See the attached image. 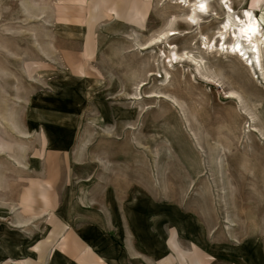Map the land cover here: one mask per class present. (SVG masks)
Instances as JSON below:
<instances>
[{
  "label": "rangeland",
  "instance_id": "374dc122",
  "mask_svg": "<svg viewBox=\"0 0 264 264\" xmlns=\"http://www.w3.org/2000/svg\"><path fill=\"white\" fill-rule=\"evenodd\" d=\"M193 1L0 0V251L264 264V44L225 47L264 0Z\"/></svg>",
  "mask_w": 264,
  "mask_h": 264
},
{
  "label": "bare ground",
  "instance_id": "6f19581e",
  "mask_svg": "<svg viewBox=\"0 0 264 264\" xmlns=\"http://www.w3.org/2000/svg\"><path fill=\"white\" fill-rule=\"evenodd\" d=\"M184 4L187 0H182ZM190 13L187 15L188 23L191 25H197L199 20L206 16L209 12L208 5L206 0H194L192 4H190ZM245 20L239 18L237 21L233 23H226V26L230 24V26L234 25L235 30L233 31V41L226 44V48L233 53L241 54L242 58L246 61V63H251V66L255 65L260 68V48L264 44V39L262 33L260 31V22L254 14L251 13L250 9H246L244 12ZM230 20V19H229ZM224 26V28H226ZM176 31H172L171 34H176ZM222 33V32H221ZM220 33V34H221ZM163 34V33H162ZM223 39V38H222ZM243 39V40H241ZM221 40V38L219 39ZM246 42L245 45L243 42ZM225 41L222 42L221 46L224 47ZM248 50H251V57L248 55ZM237 53V54H238ZM238 54V55H239ZM168 62L170 64H174L181 61H186L190 59L191 62H196V59L190 56L188 53L179 54L176 51L172 50L170 54L167 56ZM187 62V61H186ZM198 71V70H197ZM208 80L206 77H204ZM200 79V76H199ZM202 79V78H201Z\"/></svg>",
  "mask_w": 264,
  "mask_h": 264
},
{
  "label": "crops",
  "instance_id": "0c3cea01",
  "mask_svg": "<svg viewBox=\"0 0 264 264\" xmlns=\"http://www.w3.org/2000/svg\"><path fill=\"white\" fill-rule=\"evenodd\" d=\"M25 221L17 219L16 224H12L13 227H21L24 226ZM9 253H7V252ZM6 252V253H5ZM11 252V253H10ZM26 251H24L23 248H18L17 252L15 253V256H13V250L11 248L5 249V251H0V264H40L41 261L38 260V258H24V254ZM11 254V255H9ZM4 256V257H3ZM15 257V258H14ZM11 259V260H10ZM20 260V261H19ZM45 263V261H44Z\"/></svg>",
  "mask_w": 264,
  "mask_h": 264
}]
</instances>
